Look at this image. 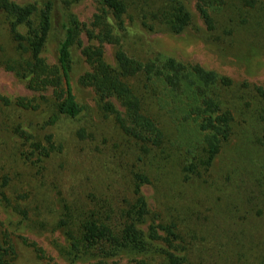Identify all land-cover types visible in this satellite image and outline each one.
<instances>
[{"label": "rangeland", "instance_id": "374dc122", "mask_svg": "<svg viewBox=\"0 0 264 264\" xmlns=\"http://www.w3.org/2000/svg\"><path fill=\"white\" fill-rule=\"evenodd\" d=\"M13 1L40 6L45 0ZM67 1L69 10L81 23L72 50L71 81L77 101L90 115L85 112L77 122L61 118L50 125L49 118L55 112L52 99L42 101L36 110L10 105L6 111L0 106V186L6 183V195L18 199L17 204L27 211V218L22 219L10 208L0 207V238L7 234L12 239L16 264L88 263L77 258L63 230L56 228L64 210L61 196L75 208L89 203L88 207L104 206L118 212L132 202L131 192H123L129 173L134 172L129 142L110 118L102 117L93 90L79 83L90 71L81 49L98 44L92 35V21L99 6L95 0ZM168 1L127 0L130 7L124 22L123 48L140 61L172 58L187 67L196 65L230 79L231 86L213 85L209 93L232 112V132L222 142L210 170L189 175L183 171L186 165L183 161L185 157L193 160L201 142L199 118L191 111L198 104L192 97L193 84L187 81L182 92L176 94L160 79L154 80L150 90H144L145 81L141 77L130 81L146 109L161 122L166 138L162 151L152 154L155 165H137L150 180L141 193L150 217L157 223H177L178 219H187L189 211L200 215L197 217L201 222V217H205V223L200 225L195 217V222L185 229L188 240L184 238V243L177 244L180 251L175 253L182 257L185 254L181 250L189 247L196 231L197 249L193 247L192 252L196 260L187 258L188 264H207L200 262L201 258L213 263L205 248L217 240L211 235L217 228L227 227L234 229V239L229 240V245L238 258L235 264H264V96L256 92V89L264 92V0H253L251 7L243 6L244 0H224L223 5L211 9L213 32L207 30L200 18L196 0H179L192 18L178 35L167 31L158 20L144 18L164 9ZM19 30L25 32L24 27ZM103 49L106 62L115 66L116 48L104 44ZM42 55L49 64H54L55 43L48 42ZM18 57L8 35L5 14L0 11V95L11 103L34 97L26 88L25 79L12 69L15 65L12 61ZM150 91L156 92V96L150 95ZM17 127L35 140L51 134L55 146L60 145L61 150L48 158L31 154L29 143L13 133L12 129ZM115 147L117 150L113 151L127 157L122 167L116 154L110 152ZM164 175L174 190L165 185ZM255 193L260 197L257 205L252 201ZM180 234L185 236L183 232ZM22 238L34 242L43 257H38ZM221 238L217 242L222 245L227 239ZM125 261L126 257L118 260ZM217 264L229 263L217 257Z\"/></svg>", "mask_w": 264, "mask_h": 264}, {"label": "trees", "instance_id": "16d2710c", "mask_svg": "<svg viewBox=\"0 0 264 264\" xmlns=\"http://www.w3.org/2000/svg\"><path fill=\"white\" fill-rule=\"evenodd\" d=\"M95 1L99 6V13L92 21V35L98 44L81 49L90 71L79 83L93 90L102 117L110 118L129 142L128 154L134 160L132 164L134 172L129 173V182L124 184L123 192L128 194L131 192L132 202L127 209L118 212L114 209L107 210L104 206L88 207L89 203L75 208L61 196L64 210L56 228L63 230L69 248L78 259H86L87 264H188L187 258L196 260L192 256L193 247L196 248L198 243L196 231L194 230L192 234L195 238L189 241V247L181 250L185 254L182 257L175 253L179 250L177 244L180 246V242L184 243V238L188 240L185 229L190 222H195V217L197 225L204 224L206 220L203 216L201 222L200 217H197L200 215L196 216L190 211L187 219H178L177 223L175 221L157 223L155 218L150 217L148 205L141 193L143 185L149 184L150 180L137 165L143 163L155 165L151 160L152 154H159L162 151L166 138L161 122L146 109L143 98L136 93L130 81L137 77L143 78L146 90L152 88L151 84L155 79H160L176 94L182 92V87L187 81L193 84L192 97L198 104L191 111L199 118L201 142L193 160L188 161L189 159L185 157L183 161V164H186L183 171L189 175L209 171L214 158L220 152L222 142L226 141L232 132V112L224 109L221 101L209 93L211 86L229 87L232 81L218 77L217 74L196 65L187 67L172 58L144 62L129 56L123 48L125 40L123 32L130 4L127 0ZM252 1L244 0L243 6L251 7ZM224 3V0H196V10L208 31L215 30L211 9ZM167 4L164 9L151 12L149 17L144 18L150 21L158 20L170 33L181 34L191 23V14L179 0H169ZM0 11L5 14L8 35L19 54L18 60L12 61L15 63L12 69L25 79L26 88L34 94L32 100L19 98L14 103L0 95L2 109L7 111L8 107L13 105L18 109L36 110L42 101L52 99L55 112L49 118L50 125L61 118L77 122L85 112L90 115L89 110L86 111L77 101L71 81L72 50L81 32V23L69 10V2L45 0L38 6L30 3L18 4L13 0H0ZM20 27L25 28L24 33L19 30ZM50 41L55 43L54 64H49L42 55ZM104 44L116 48L115 66L106 62ZM256 92L264 96L261 89H256ZM149 94L156 96L154 91H150ZM12 130L17 137L29 143V151L39 158H48L61 150L60 145L55 146L51 134L35 140L30 133L20 127ZM113 150L117 148L110 152L116 154V160L122 167L127 157ZM165 166L166 164L163 165ZM163 180L167 182H164L166 186L167 184L170 186V190H174V185L167 181L166 175L163 176ZM5 186L6 183L0 186V207L10 208L22 219H26L27 211L17 204L18 199L14 200L6 195ZM259 199L255 193L252 201L257 205ZM143 224L145 227H141ZM182 232L185 236L180 234ZM211 235L217 240L222 239L221 237L227 239L222 245L216 240L211 247L205 248L213 263L217 264L219 257L229 264H235L238 258L234 257L232 253L235 249H230L229 245V240L234 239V229L217 228ZM22 242L31 246L38 257H43L41 249L34 242L23 238ZM123 257H126L127 261L119 263L118 260ZM200 262L213 264L202 258ZM0 264H16L14 244L7 234L0 238Z\"/></svg>", "mask_w": 264, "mask_h": 264}]
</instances>
